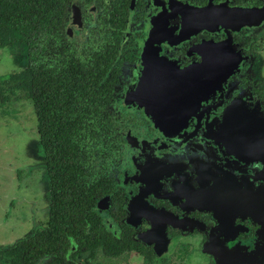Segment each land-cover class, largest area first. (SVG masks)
Segmentation results:
<instances>
[{
	"label": "flooded vegetation",
	"instance_id": "1",
	"mask_svg": "<svg viewBox=\"0 0 264 264\" xmlns=\"http://www.w3.org/2000/svg\"><path fill=\"white\" fill-rule=\"evenodd\" d=\"M51 1L0 17V264H264V0Z\"/></svg>",
	"mask_w": 264,
	"mask_h": 264
},
{
	"label": "rangeland",
	"instance_id": "2",
	"mask_svg": "<svg viewBox=\"0 0 264 264\" xmlns=\"http://www.w3.org/2000/svg\"><path fill=\"white\" fill-rule=\"evenodd\" d=\"M23 67V59L18 49H4L0 52V76L19 70ZM29 112L30 107L25 102L21 103ZM29 135L25 133L0 134V219L2 212H7L9 207L15 206L18 209L21 205L14 201L18 198L23 202L28 195L21 187L17 188L16 168H25L32 161L31 149L34 140H29ZM36 181V180H35ZM20 184V183H19ZM21 185V184H20ZM19 229L14 227L12 234H6V230L0 229V240H7L18 235Z\"/></svg>",
	"mask_w": 264,
	"mask_h": 264
},
{
	"label": "trees",
	"instance_id": "3",
	"mask_svg": "<svg viewBox=\"0 0 264 264\" xmlns=\"http://www.w3.org/2000/svg\"><path fill=\"white\" fill-rule=\"evenodd\" d=\"M33 4L44 5L46 9L53 8V4L51 0H22L19 3L18 7H15L16 4H11L7 2L6 0H1L0 1V17L9 21L11 16L14 17L16 12H18V14L27 13L28 6L30 7V5H33ZM22 5L23 7L21 8Z\"/></svg>",
	"mask_w": 264,
	"mask_h": 264
}]
</instances>
